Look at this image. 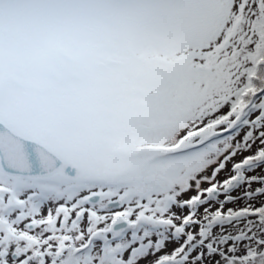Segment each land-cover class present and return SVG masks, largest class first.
Returning a JSON list of instances; mask_svg holds the SVG:
<instances>
[{
  "label": "snow or ice",
  "instance_id": "snow-or-ice-1",
  "mask_svg": "<svg viewBox=\"0 0 264 264\" xmlns=\"http://www.w3.org/2000/svg\"><path fill=\"white\" fill-rule=\"evenodd\" d=\"M0 264H264V0H0Z\"/></svg>",
  "mask_w": 264,
  "mask_h": 264
},
{
  "label": "rangeland",
  "instance_id": "rangeland-1",
  "mask_svg": "<svg viewBox=\"0 0 264 264\" xmlns=\"http://www.w3.org/2000/svg\"><path fill=\"white\" fill-rule=\"evenodd\" d=\"M241 135H243V133H241ZM246 154H247V153H246ZM239 158H240L239 156L236 157V159H239ZM229 168H231V164H229ZM226 175H227L226 173L222 172V173L220 174V178L223 179ZM254 187H255V185H254ZM235 194H238V193H234V195H235ZM240 206H243V201L238 202V204H236V205L228 204V205L225 206V208H228V207H233V208H235V207H240ZM216 207H218V205H216ZM229 227H230V226H229Z\"/></svg>",
  "mask_w": 264,
  "mask_h": 264
}]
</instances>
